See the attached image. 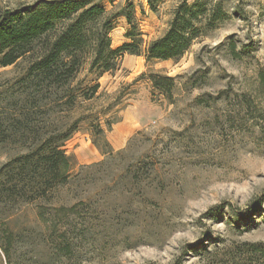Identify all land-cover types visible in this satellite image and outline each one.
<instances>
[{"label": "rangeland", "instance_id": "obj_1", "mask_svg": "<svg viewBox=\"0 0 264 264\" xmlns=\"http://www.w3.org/2000/svg\"><path fill=\"white\" fill-rule=\"evenodd\" d=\"M36 1L0 0V10ZM181 1L100 4L107 14L128 7L142 51ZM202 1L222 14L178 62L125 53L114 74L84 69L71 87L100 88L71 109L27 82L29 60L0 68V173L75 127L64 185L44 198L0 194V264H264V0ZM129 29L114 20L112 49ZM152 76L174 78L170 102ZM15 120L28 125L23 145Z\"/></svg>", "mask_w": 264, "mask_h": 264}, {"label": "trees", "instance_id": "obj_2", "mask_svg": "<svg viewBox=\"0 0 264 264\" xmlns=\"http://www.w3.org/2000/svg\"><path fill=\"white\" fill-rule=\"evenodd\" d=\"M153 1L148 0L151 11H155ZM189 1L180 2L167 31L142 51V40L136 39L128 7L107 14L100 0H38L16 9L0 10V68L29 60L26 78L37 93L49 92L56 98V104L64 101L62 105L74 108L78 99L93 100L100 88L97 81L76 90L71 87L84 69L96 79L114 74L125 53L143 56L147 62H178L202 36V28L211 26L222 14L219 4L210 11L202 0H194L192 4ZM117 17H124L131 26L125 34L129 42L112 49L109 35ZM150 82L171 101L174 78L152 76ZM15 122L21 127L18 142L23 145L28 125L19 120ZM105 126L109 129L111 123L105 122ZM74 128L66 129L60 139L54 135L42 138L36 148H27L25 153L16 156L13 169L0 173L1 196L7 200L15 196L24 198V189H28L31 196L44 198L54 187L64 185L70 179L71 159L63 147ZM96 130L97 134L102 133L99 127ZM15 135L8 139H14ZM65 210L57 209V212Z\"/></svg>", "mask_w": 264, "mask_h": 264}, {"label": "crops", "instance_id": "obj_3", "mask_svg": "<svg viewBox=\"0 0 264 264\" xmlns=\"http://www.w3.org/2000/svg\"><path fill=\"white\" fill-rule=\"evenodd\" d=\"M113 138H114V140H116V142L114 141V142L112 143L113 147H114L115 149H119V148H121V147H122V144H121L122 138L119 137L118 135H115V137H113Z\"/></svg>", "mask_w": 264, "mask_h": 264}]
</instances>
